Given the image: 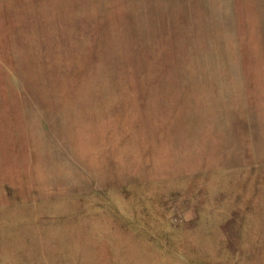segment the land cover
I'll return each instance as SVG.
<instances>
[{"label": "rangeland", "instance_id": "1", "mask_svg": "<svg viewBox=\"0 0 264 264\" xmlns=\"http://www.w3.org/2000/svg\"><path fill=\"white\" fill-rule=\"evenodd\" d=\"M0 264H264V0H0Z\"/></svg>", "mask_w": 264, "mask_h": 264}]
</instances>
